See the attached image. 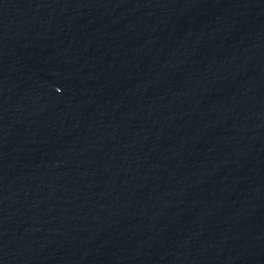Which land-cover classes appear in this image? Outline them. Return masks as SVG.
<instances>
[{
    "label": "water",
    "instance_id": "1",
    "mask_svg": "<svg viewBox=\"0 0 264 264\" xmlns=\"http://www.w3.org/2000/svg\"><path fill=\"white\" fill-rule=\"evenodd\" d=\"M0 264H264V0H0Z\"/></svg>",
    "mask_w": 264,
    "mask_h": 264
}]
</instances>
